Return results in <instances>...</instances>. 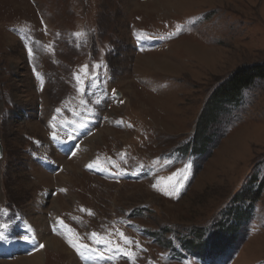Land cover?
I'll use <instances>...</instances> for the list:
<instances>
[{"label":"rangeland","instance_id":"obj_1","mask_svg":"<svg viewBox=\"0 0 264 264\" xmlns=\"http://www.w3.org/2000/svg\"><path fill=\"white\" fill-rule=\"evenodd\" d=\"M254 65L264 0H0V264H207L188 243L162 250L159 236L210 229L264 180V77L210 102ZM217 132L197 175L189 153L171 152ZM262 186L237 203L247 216L234 235L217 238L226 264H264Z\"/></svg>","mask_w":264,"mask_h":264},{"label":"trees","instance_id":"obj_2","mask_svg":"<svg viewBox=\"0 0 264 264\" xmlns=\"http://www.w3.org/2000/svg\"><path fill=\"white\" fill-rule=\"evenodd\" d=\"M264 77V66L262 65H254L248 68H240L239 72L231 78L229 77L223 85H220L219 87H216L213 93V98L211 99V104H216L218 102V98H220V106H223V103L229 104L232 99L235 98V96L246 87H250L253 85L257 78H263ZM218 104V103H217ZM208 110V109H207ZM212 113L204 112L202 116V120L205 121L209 119V121L214 122L216 119L213 120ZM207 121V124L210 122ZM209 122V123H208ZM206 124V125H207ZM204 123V127L207 130L208 126H206ZM217 133H214L213 135L207 137L205 135L199 136L197 135L196 143H194V146L196 149L200 152H206L210 149L212 145V141L216 138ZM256 181H249L248 184L243 186L241 191L237 192L236 195L229 198V202L227 204H230L227 208L228 210L223 211L224 215L231 214L234 217V221H232V218L229 221H232L231 223H228V220H225L223 222V219L217 220L215 223H213L212 226H215L209 239L203 238V232L204 227H198V230H194L193 233V240L190 239H183L184 244L188 243V246L197 254H200L202 258L213 260L216 257L220 256V248L218 246L219 241L218 236H223L226 234L227 231L230 230L229 237L234 235L235 231V220L238 218V214L243 215L244 217L247 216L245 211L241 208L240 205H238L236 202L242 201V199L248 200H257L259 193L261 192L263 186L262 182L264 183V180L261 181L258 184H254ZM228 223V225H226ZM165 229V228H163ZM233 231V232H232ZM229 239V238H228ZM160 244L165 245L167 243V239L161 238L159 236ZM209 252L211 256H204L205 253ZM222 254V253H221Z\"/></svg>","mask_w":264,"mask_h":264},{"label":"snow or ice","instance_id":"obj_3","mask_svg":"<svg viewBox=\"0 0 264 264\" xmlns=\"http://www.w3.org/2000/svg\"><path fill=\"white\" fill-rule=\"evenodd\" d=\"M176 27H177V32L181 30V26H180V25H177ZM175 34H176V33H172V34H169V35L171 36V35H175ZM76 35H77V36H80L81 33H76ZM29 55H32V51H31V49H29ZM85 67H87V66H85ZM77 80L79 81V77H77ZM59 111H60V110L57 109V112H59ZM53 139H58V137L55 136V135H53ZM74 154H75V153H73V155H74ZM87 167L91 168V167H93V165H92V164H88ZM188 167H189L188 165L185 166L186 169H187ZM61 191H64V189H61ZM59 223H60L61 225H63V221H60ZM0 227H6V226H0ZM92 235L95 236L96 234L93 233ZM121 236L123 237V233H121ZM3 238H4L3 232L0 231V239H3ZM24 239L27 240L28 237H24ZM124 239H125V243H131V241L127 240L126 237H124ZM69 243L72 244L73 247L77 248V251H78V252L80 251V249H87V248H88V245H85V244H80V245L77 246V245H76L75 243H73L71 240H69ZM40 247L43 248L44 245L41 244ZM90 251H96V250H95V249H90ZM81 254H83V253H81ZM98 255H99L101 258H103V253H98Z\"/></svg>","mask_w":264,"mask_h":264},{"label":"bare ground","instance_id":"obj_4","mask_svg":"<svg viewBox=\"0 0 264 264\" xmlns=\"http://www.w3.org/2000/svg\"><path fill=\"white\" fill-rule=\"evenodd\" d=\"M103 134V133H102ZM99 135V132H98V134L97 135H95V136H98ZM101 137H102V135H101ZM69 168V167H68ZM53 237V236H52ZM49 244H52L53 246H54V248H58L59 246H58V242L56 241V238H52V239H50L49 240ZM50 247H52V246H50ZM60 248V247H59ZM24 261H27V262H29V264H42V260H41V258H40V256L39 255H34V256H32L31 258H24V259H22L20 262H24Z\"/></svg>","mask_w":264,"mask_h":264},{"label":"water","instance_id":"obj_5","mask_svg":"<svg viewBox=\"0 0 264 264\" xmlns=\"http://www.w3.org/2000/svg\"><path fill=\"white\" fill-rule=\"evenodd\" d=\"M1 152H2V148H1V144H0V156H1Z\"/></svg>","mask_w":264,"mask_h":264}]
</instances>
